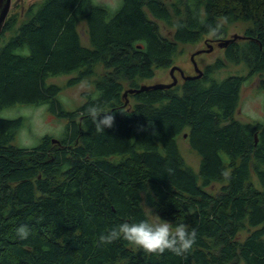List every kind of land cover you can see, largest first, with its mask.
Instances as JSON below:
<instances>
[{"label":"trees","instance_id":"16d2710c","mask_svg":"<svg viewBox=\"0 0 264 264\" xmlns=\"http://www.w3.org/2000/svg\"><path fill=\"white\" fill-rule=\"evenodd\" d=\"M156 20L174 30L161 36ZM235 21L252 27L224 48L225 59L243 62L248 75L264 72V0H121L114 9L93 0H40L20 22L6 17L0 111L47 104L67 122L61 138L18 147L12 141L24 119L0 117V264H264V122L232 119L244 77L216 80L208 66L180 85L128 94L132 105L122 95V82L138 88V79L168 67L177 43H195L217 23L222 35V22ZM82 22L90 46L80 43ZM98 63L95 93L65 110L60 86L47 79L75 72L71 86ZM259 87L264 96V76ZM93 104L114 116L104 133L86 113ZM185 128L200 156L198 172L177 147ZM225 180L219 193L206 189ZM145 206L173 228L196 229L186 258L149 255L123 239L100 243L124 222L148 221ZM20 226L30 230L25 240Z\"/></svg>","mask_w":264,"mask_h":264},{"label":"rangeland","instance_id":"374dc122","mask_svg":"<svg viewBox=\"0 0 264 264\" xmlns=\"http://www.w3.org/2000/svg\"><path fill=\"white\" fill-rule=\"evenodd\" d=\"M40 0H11V6L7 16H14L17 22L23 18L24 13L29 4L38 2ZM100 5H106L111 9L116 8L121 0H93ZM167 5H170L172 0H163ZM156 25L161 36H168L174 30V27L169 23L156 20ZM224 33L219 35V38L210 37L209 34L201 35L195 43H177L176 51L172 55L171 64L168 67H160L154 70V76L149 79H138V85L143 83L152 84L156 82L169 83L172 82V77L169 74L171 66L180 68L184 75H194V66L191 61L192 54L197 50H202L201 53L194 56L198 68L202 71L206 70L208 66L212 68V75L216 80H221L229 75H241L244 81L240 88L239 99L232 119L243 123H253L255 121L264 122V96L259 84L260 78L264 76V72L258 74L248 75V69L243 62L231 63L225 59L224 48L218 46V41L242 34L247 28L252 27L250 21H235L232 23L222 22ZM79 39L83 46H90L88 35L86 33L84 23L78 25ZM9 35V33L7 34ZM219 39V40H218ZM242 38H237L233 42L239 41ZM231 42V43H233ZM209 44L211 49H209ZM230 44V43H229ZM220 60L223 64L221 67L216 68L214 63ZM94 73L81 80L80 82L67 86L69 78L75 76V72L64 75L51 76L47 79L48 83H54L60 86L61 90L57 99L65 110L72 111L80 106L86 99V94L95 93V83L103 75V66L98 63L93 66ZM177 78V83L180 85L182 78L177 70L173 72ZM123 83V88H127V84ZM176 83V84H177ZM128 104L132 105L134 99L127 95L125 97ZM0 117L12 119L22 117L24 119L23 125L17 130L16 135L12 141L13 145L18 147H33L38 144L43 136H50L54 139L61 138L64 132L65 123L64 118H59L52 114L48 105L32 106V105H13L0 111ZM188 133V128H185L180 133L177 139V147L184 160V162L191 166L195 172H198L200 156L190 148L187 136L183 134ZM226 184V180L222 182H213L210 187L206 188L213 194L219 193L222 185ZM147 219L149 222H164L158 211L148 207H144ZM247 230L241 231L239 237L244 238Z\"/></svg>","mask_w":264,"mask_h":264},{"label":"clouds","instance_id":"9594fccd","mask_svg":"<svg viewBox=\"0 0 264 264\" xmlns=\"http://www.w3.org/2000/svg\"><path fill=\"white\" fill-rule=\"evenodd\" d=\"M207 27L210 37L219 38L220 23H217L214 27L212 25ZM86 113L95 126L97 133H104L105 128H111L114 124V116L110 113H102L95 104L89 105ZM16 231L18 238L21 240L27 239L30 234L27 226H20ZM118 239L127 241L149 255L162 256L166 252H170L176 256L186 258L197 243V231L195 228L189 230L183 224L176 225L173 228V225L167 221L124 222L111 229L107 234H102L100 243L112 244Z\"/></svg>","mask_w":264,"mask_h":264},{"label":"water","instance_id":"95a60500","mask_svg":"<svg viewBox=\"0 0 264 264\" xmlns=\"http://www.w3.org/2000/svg\"><path fill=\"white\" fill-rule=\"evenodd\" d=\"M10 6H11V0H0V32L2 30L4 21H5L6 17H7V15H8ZM237 38H242V37H240L238 35H232V37H230V38L224 39L223 41H218V46L221 47V48H225L229 43L233 42ZM210 49H211V45L209 44V49L208 50H210ZM201 52H202V50H197L191 56V61L193 63L194 71L196 72V74H194V75H184L182 70L174 65V66H171V68L169 70V74L172 77V82H169V83L156 82V83H152V84L143 83V84L139 85L138 88L125 89L123 91V94H122L123 97H126L128 94L137 93L139 91H143V90H147V89H152V88H161V89L162 88H170V87L176 85L177 78L173 74L174 70H177L180 73L181 78L183 80L201 77L202 74H203V71L198 68L196 62L194 61V56L196 54L201 53ZM126 103H128L127 99H125V104ZM186 136H187V134H183V137H186ZM53 140H55V139H53Z\"/></svg>","mask_w":264,"mask_h":264},{"label":"flooded vegetation","instance_id":"af4514ba","mask_svg":"<svg viewBox=\"0 0 264 264\" xmlns=\"http://www.w3.org/2000/svg\"><path fill=\"white\" fill-rule=\"evenodd\" d=\"M214 39V41H217L215 38H213Z\"/></svg>","mask_w":264,"mask_h":264}]
</instances>
